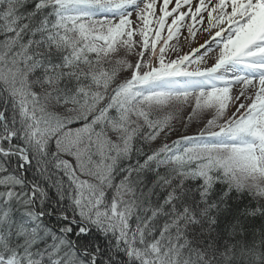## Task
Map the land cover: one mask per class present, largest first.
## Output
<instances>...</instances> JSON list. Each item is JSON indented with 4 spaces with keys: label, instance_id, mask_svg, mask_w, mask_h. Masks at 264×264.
<instances>
[{
    "label": "snow or ice",
    "instance_id": "6c2138e0",
    "mask_svg": "<svg viewBox=\"0 0 264 264\" xmlns=\"http://www.w3.org/2000/svg\"><path fill=\"white\" fill-rule=\"evenodd\" d=\"M0 264H264V0H0Z\"/></svg>",
    "mask_w": 264,
    "mask_h": 264
},
{
    "label": "rangeland",
    "instance_id": "374dc122",
    "mask_svg": "<svg viewBox=\"0 0 264 264\" xmlns=\"http://www.w3.org/2000/svg\"><path fill=\"white\" fill-rule=\"evenodd\" d=\"M205 39H207V34H204L203 36L198 33L197 35V43H204ZM175 41H172L171 43H174ZM183 43V41H182ZM195 46V45H194ZM187 48H185V51Z\"/></svg>",
    "mask_w": 264,
    "mask_h": 264
},
{
    "label": "trees",
    "instance_id": "16d2710c",
    "mask_svg": "<svg viewBox=\"0 0 264 264\" xmlns=\"http://www.w3.org/2000/svg\"><path fill=\"white\" fill-rule=\"evenodd\" d=\"M196 132V128L193 126V127H191L190 129H189V131H188V134H194ZM173 139H175L176 137L174 136V137H172Z\"/></svg>",
    "mask_w": 264,
    "mask_h": 264
}]
</instances>
